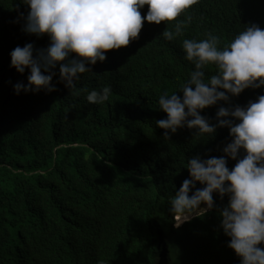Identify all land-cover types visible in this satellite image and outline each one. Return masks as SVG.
I'll return each mask as SVG.
<instances>
[{"label":"trees","instance_id":"16d2710c","mask_svg":"<svg viewBox=\"0 0 264 264\" xmlns=\"http://www.w3.org/2000/svg\"><path fill=\"white\" fill-rule=\"evenodd\" d=\"M17 4L0 0V264H239L219 228L226 197L214 194L213 209L179 229L167 204L187 178V159L221 155L228 129L198 140L195 130L181 127L165 138L156 126L165 118L157 99L176 91L191 69L184 38L212 32L223 44L248 25L264 29V0H199L187 10L191 23L172 41L161 33L174 21L142 22L137 39L108 50L81 74L78 86H111L99 105L87 103L84 92L69 93L58 66L54 91L14 94L28 71L10 68L9 53L48 43L47 36L22 31L19 13L27 9ZM146 11L147 5L140 9L142 17ZM261 94L264 86L248 88L230 104L245 106ZM220 106L201 115L215 123Z\"/></svg>","mask_w":264,"mask_h":264},{"label":"clouds","instance_id":"9594fccd","mask_svg":"<svg viewBox=\"0 0 264 264\" xmlns=\"http://www.w3.org/2000/svg\"><path fill=\"white\" fill-rule=\"evenodd\" d=\"M199 0H18L26 6L19 13L22 31L37 38L47 36L46 47L34 50L32 43L16 46L9 53V67L23 74L26 83L16 82L14 94L52 92L53 69L58 80L89 104H103L112 93L110 85L99 90L78 86L81 74L116 50L138 38L142 22H173L161 35L168 41L183 35L192 17L187 10ZM147 5L141 16L140 9ZM184 14L183 19H177ZM183 60L191 65L187 78L176 91L158 96V109L165 118L156 121L168 138L178 128L194 131V138L206 140L217 128H227L230 142L221 155L187 159L185 178L168 201L175 229L214 207V194L226 203L218 210L219 228L228 237L239 264H264V94L245 106H232L230 98L248 88L264 86V29L256 24L243 27L226 43L212 32L202 39L184 38ZM179 93V94H178ZM223 103L215 112V123L201 111ZM231 162L229 169L227 161ZM199 185L200 187H197ZM157 264L159 262L157 261Z\"/></svg>","mask_w":264,"mask_h":264},{"label":"bare ground","instance_id":"6f19581e","mask_svg":"<svg viewBox=\"0 0 264 264\" xmlns=\"http://www.w3.org/2000/svg\"><path fill=\"white\" fill-rule=\"evenodd\" d=\"M204 28V27H203ZM170 256H171V251H170Z\"/></svg>","mask_w":264,"mask_h":264}]
</instances>
